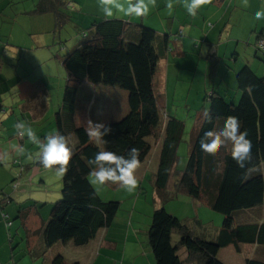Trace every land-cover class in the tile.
Instances as JSON below:
<instances>
[{
  "label": "trees",
  "instance_id": "obj_1",
  "mask_svg": "<svg viewBox=\"0 0 264 264\" xmlns=\"http://www.w3.org/2000/svg\"><path fill=\"white\" fill-rule=\"evenodd\" d=\"M68 4L67 0H37L33 12L51 14L55 28L61 29L70 20V16L64 13ZM130 27L137 32L136 40L133 36H125ZM79 29L82 39L61 58L66 78L61 103L54 117L56 132L65 135L67 140L69 137L74 138V143L68 140L73 147V154L67 171L61 176L60 197L53 203L49 216L41 220L37 228L39 233L33 230L34 227L31 229L28 226L29 216L23 214L25 207L18 208L17 216L22 218L24 224L25 242H28L29 234L35 231L34 234H40L43 252L57 242L71 243L76 247L87 244L99 230L112 223L119 205L117 201L101 200L89 183L88 159L100 150L124 155L135 147L138 149V159L142 162L151 149L146 138L162 135L154 177L157 193L162 194L174 170L179 173L177 192L182 191L189 197L204 200L210 210L223 216L213 242L215 246L224 248L232 245L236 250L244 244L264 246V221L237 224L234 220L241 211L264 206V174L259 171L264 162V78L256 76L244 64L234 74L235 88L239 93L236 104L226 102L213 90L204 96L208 107L193 130L186 164L179 172L174 168L184 125L172 117L166 116L165 119L157 104L154 78L158 61L164 54L155 46V31L142 23L100 18L93 19L87 27ZM259 39H264V32L257 34L254 42L255 57L264 61V51L257 48ZM163 45V51L166 52L168 44L164 42ZM82 83L116 87L127 93L128 111L120 120L103 124L110 129L107 135L90 138L89 130L74 122L77 89ZM227 116L239 118L241 130H247L252 143L249 159L243 168L231 158L230 145L214 153L203 152L200 148L204 131L219 129ZM34 164L43 167L37 158ZM162 197L163 202L170 198ZM174 231L201 239L199 236L194 237L184 220L170 215L163 207L155 209L147 230V243L155 264L180 263L171 244ZM25 250L28 251L27 248ZM53 264L65 263L61 256H57ZM214 264L224 263L215 259ZM244 264H264V261L247 258Z\"/></svg>",
  "mask_w": 264,
  "mask_h": 264
},
{
  "label": "crops",
  "instance_id": "obj_2",
  "mask_svg": "<svg viewBox=\"0 0 264 264\" xmlns=\"http://www.w3.org/2000/svg\"><path fill=\"white\" fill-rule=\"evenodd\" d=\"M36 1L37 0H35L33 4L32 11H29L33 14H36L33 12ZM67 1L69 4L66 8L71 6V4L74 5V12H72L73 14H69L70 20L67 21V23H72L77 27V31L80 30L78 28H82V26H80L81 23L87 27L93 19L97 18L122 19L133 24L142 23L155 31V46L164 54L157 64L155 76L158 77V80L156 88L154 84L155 97L157 96V91L160 98H162L160 104L163 103L164 99L162 93H167L166 87L164 91L162 74L159 72L160 63L162 60L166 61L164 70V79L166 81L169 63L173 61L170 53L163 51L164 42L168 45L171 42L174 45L173 50L178 52L181 49L189 50L186 49L185 46L190 42H196V40L200 41V47H204L202 58L212 62L207 63L204 70L205 85L210 88L211 91L213 90L214 93L222 96L226 102L233 103L238 97V91L235 88L234 82V74L237 68L247 64L256 76L264 78V61L255 57L256 50L254 48L257 34L264 32V19L256 20L253 16L255 11L264 9V0H206L198 9L195 17L187 14L183 6L185 0H146L149 5V12L146 16L128 17L114 14V16L110 18H105L103 16L99 6V0ZM118 2L126 4L128 0H118ZM169 3L172 4L171 8L167 7ZM4 5L5 1L3 5H0V16H5L10 20L8 14L4 10ZM98 7L100 9H97ZM48 15L52 16L51 14ZM39 19L43 18L37 17V20ZM53 22L54 19L52 16L51 26ZM182 25H186L185 34L188 37L174 40V36L180 32V26ZM49 32L53 33L54 31H48L43 39V34L37 36L36 33H32L31 31L29 35H31L33 41L27 44V46H21L19 44L13 45L20 50L30 52L28 57L25 56L27 52L23 53L19 51L17 55L8 53V45L0 48V98L4 93H8L12 104L14 105V103H16V107L19 109V114L15 115L16 110L13 111V109L10 108V112L15 116L13 120L15 122L13 123L10 118L5 117L6 114H8L7 111L1 114L4 110L0 103L2 106L0 124L9 123L7 128H10V130L5 133L8 137H5V135L0 132V163H2L8 155L13 158H19L25 166H31L30 170L25 172L26 177L23 176L20 180L24 181L25 178H28L30 183L35 176L38 175L41 178V186L47 185L45 182H47L46 177L48 174L53 176L57 174L53 168L46 169L34 164L37 158L38 146L32 144L35 148L32 149L31 147L25 149L26 142L24 138H27V136L19 137L16 125L21 121H26V125L30 124L28 126H31L32 123H40L47 119V129L42 127L34 131L37 138L41 141H43L44 137L47 135L56 132L55 119L51 121L49 115L51 114L50 110L53 111L54 109L55 112L53 115L55 117V113L61 103L60 99L62 98L64 87V76L61 77V72L57 71L47 72L49 69L40 75L33 73V71H36V67L39 66H52L54 68V66L56 67L57 63H59L62 67L61 58L63 55L60 57L55 56L52 51V46L61 44V34L59 33L60 35L58 34L57 37L50 36L51 38L48 39ZM126 34H128V36H133L134 40H136L137 32L132 27L128 29ZM35 37L37 38L35 39ZM64 37L65 36H63V38ZM55 40H57L56 43ZM77 43L78 41H73L72 47ZM211 56L215 57L216 60L213 61ZM219 58L226 60L228 62L227 66L230 65L232 68L230 69L229 67L227 70H224L227 66L223 64L219 66L217 64ZM262 58L264 59V55ZM26 62L29 63V65H27ZM4 67L7 68L5 72H3ZM58 75L59 81L55 82L54 77ZM225 76L228 77L226 78ZM49 82L55 83L57 89L55 92L53 91V86H49ZM84 86L86 95L83 94V97H87V102L85 101V103H83L82 99L78 96V92ZM96 86L99 85L82 83L77 89L74 122L77 126H83L87 130H92L95 124H106L118 121L126 115L128 111L126 91L116 87H106L104 91L101 89V91L96 92V89H98ZM52 91L55 94V103H53L54 101L52 100V95L54 96ZM100 96H102V98ZM157 104L159 106L158 100ZM20 118L21 120H19ZM164 118L166 119V115ZM89 121L93 124H90ZM163 125L164 122L162 123L161 129ZM197 125L198 122L194 123L191 128L189 141L187 143V152L190 148L193 130ZM11 128L13 130H11ZM31 128L33 129L34 127L31 126ZM68 140L71 141V143L75 142L73 137H69ZM156 140V144L159 143V146L157 152L154 154L155 158L149 160L148 153L135 171L138 183L134 190L126 193L122 190L121 193L118 194L116 193V189L118 188L117 185L107 184L109 189H113L112 193H107L104 197H101L97 189H95L101 200L117 201L119 203L118 211L112 223L99 230L97 235L83 246L76 247L71 243L63 244L57 242L43 252L41 249L42 243L40 241V234H34L36 233L35 231L39 233L36 228L35 231H33L34 233L29 234L27 243L24 240L25 234L24 238H20L18 230H15V232L13 231L14 235H12L13 232L10 228L13 227V223H11L12 220L9 217L11 214L7 209L12 205L13 193L5 195L4 191L1 190L0 264H53V260L57 256H61L65 264H155L154 257L147 243V230L150 225L153 211L159 207H163L167 213L178 219L184 220L186 224L188 220H192L194 227L189 228L194 237L197 238V236H199V238L203 239H194L191 236L181 235L179 232H172L171 244L173 250L179 257V264H214L215 259L224 264H244L247 258L264 261V246L244 244L239 247V250H236L232 245L218 248L213 244L220 229L218 223L214 224V221L218 218L210 213L212 210L209 209L204 200L194 199L182 191H176L179 177V173H176V171H171V175L167 181L166 187L162 190V194L159 195L157 193L154 187V177L158 166V154L162 143V135L156 137ZM17 146L23 148L22 153ZM178 161L177 158L175 170ZM178 171L180 172L182 170ZM259 171L264 174V162L261 163ZM145 177L148 178L149 183L146 187L147 189L143 186ZM47 189L48 188H46V190ZM162 196H170V198L163 202ZM35 203L38 204L40 202ZM46 203L49 204L50 202H45L44 204ZM20 207L21 206L18 207L15 205L14 208L11 209L13 211L16 210V217H18V208ZM189 207L193 210V213L195 212L194 215L189 211L191 217L179 216V212H188ZM183 208H185V210H183ZM201 209H205L206 216H208L206 219L199 218L198 212ZM119 211L120 213L118 214ZM3 216L6 217L4 218ZM237 218L240 219V222L237 224H251L264 221V206L246 212L241 211L237 213ZM208 219H210V221L203 222V220ZM7 222H10V225L7 226ZM22 225H24L23 221ZM195 225L198 227H195ZM21 242H25V247L20 251L21 254H17L14 249L18 247ZM25 248H27L28 251H26Z\"/></svg>",
  "mask_w": 264,
  "mask_h": 264
},
{
  "label": "rangeland",
  "instance_id": "obj_3",
  "mask_svg": "<svg viewBox=\"0 0 264 264\" xmlns=\"http://www.w3.org/2000/svg\"><path fill=\"white\" fill-rule=\"evenodd\" d=\"M4 1H5V5L3 7H4L5 12L8 14V17L10 18V20L7 19L5 16H0V48L8 45L7 46L9 48L8 53L10 54L17 55L19 51L23 53L27 52L26 50H20L13 45L19 44L21 46H27V44L33 41V39L31 38V35H29L31 31L32 33H36L37 36H41V34H43V39H44V36H46L48 31H51V30L54 31L53 33L52 32L48 33L49 34L48 39H50L52 36L57 37L58 34L60 33L61 34V37H60L61 44L59 45L55 44V46H52L53 48L52 51L54 52V55L58 57L64 55L66 52L72 49L73 41L75 42V41H79L80 39H82L81 38L82 33H79V31L76 30L77 27H75L72 23H69V24L66 23L63 26V28L61 27V29H56L54 26V22L51 26L52 16L48 14L36 15V14H33L32 12H29V11H32L35 0H2V1L0 0V5H3ZM73 7L74 5L71 4V6H68V8L64 9L65 10L64 13L68 15L73 14L72 13L74 12ZM97 9H100V8L98 7ZM35 16L43 18V19L37 20V17ZM80 26H82L83 29L84 27H86L82 23L80 24ZM185 28H186V25L180 26V32H178L174 36V40L179 39V38L188 37L185 34ZM63 36L65 37L63 38ZM125 36H128V34H125ZM36 38L37 37H35V39ZM56 42L57 40H55V43ZM200 45H201V42L196 40V42H190L189 44L185 46V48L189 50L181 49L178 52H176L175 50H173L174 45L170 42L167 48V53H170L173 61L169 63L168 77L166 81L164 79V73H165L164 70H165L166 61L162 60L160 63V67H159V72H161L162 79L164 80L163 82L164 91L166 87V92H167L166 94H164V92L162 93L164 99H163V103L160 104V102L162 101V98H160V96L158 95V92L156 91V95H157L156 97L159 102V109L161 113H163L164 116L166 115V116L172 117L173 119L182 121L184 125L183 135H182L181 141L177 148V158L179 161L177 163L176 170L184 169L186 160H187V143L189 141V135H190L191 128L194 123L199 121L200 116L203 115L205 109L208 107V103L204 102V96L206 94L209 95L210 88L206 87L205 85L204 70L206 68V64L212 63V62H210V60L202 58L204 47H200ZM29 54L30 52H27L25 56L28 57ZM211 59L213 61L216 60V58L213 56H211ZM227 63L228 62L226 60H223L221 58H219L217 62L219 66H222V64L227 66ZM27 65H29V63H27ZM229 67L230 69L232 68V66L228 65L226 68H224V70H227V68ZM47 69L49 70L47 71ZM5 70H7L6 67L3 68V72H5ZM45 71L61 72V77L64 76V79H63V84H64L65 71L64 69H62L59 63H57L56 67L54 66V68L52 66L36 67V71L35 72L33 71V73L36 75H40L41 73H44ZM225 77L227 78L228 76H225ZM157 78H158L157 76H155L154 78L155 88L157 85V80H158ZM54 80L55 82H58L59 75L54 77ZM49 83H50L49 86H53V91L55 92V90H57L55 87V83L53 82L52 83L49 82ZM85 86H88V85H85ZM85 86L81 88L80 91L78 92V96L82 99L83 103H85V101L87 102V99H86L87 97L86 96L83 97V94L86 95L85 89H84ZM96 87L98 88L96 89V92L101 91V89L102 91H104L106 88L103 85H99ZM53 91L52 93L54 94ZM100 97L102 98V96ZM238 98H239V93H238V97L233 102L234 104L237 103ZM52 100L54 101L53 103H55V94L54 96L52 95ZM0 101H1L0 103L3 106V110H4L1 114L7 111L8 114H6L5 117L10 118L11 122L14 123L15 121L13 120L15 116L10 112L11 110L10 108H12L13 111L16 110L15 115L19 114V111H18L19 109L18 107H16V103H14V105L12 104L8 93L7 94L4 93L1 96ZM50 112L51 114L49 115V117L51 118V121H52L54 120L53 113L55 112V110L54 109L53 111L50 110ZM19 120H21V118ZM23 122L27 124L26 121H23ZM47 124H48V120L45 119L40 123H36V124L32 123L31 126L34 127L33 131H36L42 127L44 129H47L48 127ZM8 125L9 123L0 124V132L4 134L5 137H8L5 134L6 131L10 130V128H7ZM11 130L13 129L11 128ZM18 136L20 137V135ZM24 139H25L24 141L26 142L25 149L31 148V147L32 149L35 148L32 145L34 143L28 140V138H24ZM146 140L151 145L148 158L149 160H152L153 158H155L154 154L158 150L159 143L156 144L157 140L155 137H147ZM15 161H17V163H13ZM21 161L22 160H20L19 158H13L10 155H8V157H6L2 161V163H0V191L1 190L4 191L5 195L9 193L11 194L13 193V200L11 203L12 205H10L9 209H7V211L11 214L9 215L10 219L12 220L11 223H13V227H11L10 230L12 232L13 231L15 232V230H18L19 237L24 238L25 231L23 230V226H22V218L16 217V213H15L16 210L13 211L11 209L14 208L15 205H17L18 207L19 206L25 207L23 210V214L25 213L27 217L29 216L27 218L28 226L32 228L34 227V229L35 228L37 229V227H39V225L41 224V220H45L49 216L53 203H55L60 197L59 193L61 189V176L60 175L53 176V175L48 174L46 177L47 182H45L47 185H44V186H41V183H40L41 178L38 175H36L33 181L30 183H29L28 178H25L24 181L20 180L21 177L22 178L23 176L26 177L25 172H28L31 168V166H25L24 163ZM21 166L23 167V170L21 169ZM148 184H149L148 178L145 177L143 181V186L145 189H147L146 187L148 186ZM92 186H94V188L97 189L101 197H104V195H106L107 193L111 194L113 190V189H109L107 187V184L101 185V186H95V185H92ZM46 188L48 189L46 190ZM122 190L124 189L118 187L116 189V193L120 194ZM124 192L126 193L128 191L124 190ZM44 199H48V200H44ZM44 201L50 202V203L44 204L45 203ZM35 202H40V203L37 204ZM18 203L21 205H19ZM30 210H31V213H30ZM183 210H185V208H183ZM204 210L205 209H201L198 212L199 218L201 219H206V217H208L206 216L207 214L205 213ZM189 211L192 213V215H194L195 212L193 213L192 212L193 210L189 207L188 212L187 211L179 212L180 213L179 216L191 217V214ZM119 213L120 211L118 212V214ZM210 213L213 214L214 217L216 216V218H218L214 221V224L218 223L220 227L223 216L213 211H210ZM208 221H210V219L203 220V222H208ZM187 222H188L187 225L189 227L191 228L194 227V223L192 220H188ZM238 222H240V219L237 218V214H236L235 223H238ZM195 227H198V226L195 225ZM14 232L12 235H14ZM24 245H25V242L24 243L21 242V244L18 247H16L14 251H16L17 254L18 253L21 254L20 251L25 247ZM233 262L235 263L234 260Z\"/></svg>",
  "mask_w": 264,
  "mask_h": 264
},
{
  "label": "clouds",
  "instance_id": "obj_4",
  "mask_svg": "<svg viewBox=\"0 0 264 264\" xmlns=\"http://www.w3.org/2000/svg\"><path fill=\"white\" fill-rule=\"evenodd\" d=\"M206 0H185L184 8L188 15L195 17L198 9ZM99 6L105 18L113 17L114 14H120L128 17H142L149 12V5L146 0H128V2L120 3L118 0H99ZM167 7L171 8L169 3ZM256 20L264 19V9L257 10L253 13ZM90 124H93L89 121ZM18 135L27 136L28 140L38 146L37 159L38 162L46 169L53 166L57 175L63 176L67 171V165L73 147L65 135L60 132H53L41 141L37 138L31 126L26 125L23 121L16 125ZM104 131L101 132L100 129ZM242 124L238 117L227 116L222 127L219 129H208L204 131L203 137L200 139V148L203 152L214 153L217 149L230 145L229 154L236 164L243 168L245 161L249 159L252 143L248 139L247 130H241ZM110 129L103 124H95L92 130L88 131L90 138H99L107 135ZM22 153L23 148L17 146ZM227 150V149H226ZM90 172L88 174L89 183L95 186L111 183L118 187L132 191L137 187V178L135 171L140 161L138 159V149L135 147L129 149L126 154L120 155L112 151L100 150L88 159Z\"/></svg>",
  "mask_w": 264,
  "mask_h": 264
},
{
  "label": "built area",
  "instance_id": "obj_5",
  "mask_svg": "<svg viewBox=\"0 0 264 264\" xmlns=\"http://www.w3.org/2000/svg\"><path fill=\"white\" fill-rule=\"evenodd\" d=\"M257 48L260 50V51H264V39H259L258 42H257ZM4 218L6 216H3ZM6 225H10V222H7Z\"/></svg>",
  "mask_w": 264,
  "mask_h": 264
}]
</instances>
